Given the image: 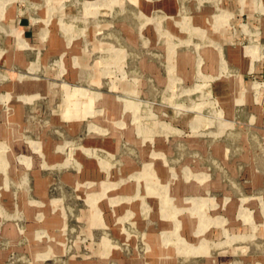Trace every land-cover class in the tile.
Wrapping results in <instances>:
<instances>
[{"label":"rangeland","instance_id":"1","mask_svg":"<svg viewBox=\"0 0 264 264\" xmlns=\"http://www.w3.org/2000/svg\"><path fill=\"white\" fill-rule=\"evenodd\" d=\"M6 95L0 264H264V0H0Z\"/></svg>","mask_w":264,"mask_h":264},{"label":"crops","instance_id":"2","mask_svg":"<svg viewBox=\"0 0 264 264\" xmlns=\"http://www.w3.org/2000/svg\"><path fill=\"white\" fill-rule=\"evenodd\" d=\"M101 5H106L107 7H110V3H106L104 2V4L102 3ZM93 6H95V4L93 3H89L88 4V9H92ZM169 10H171V6H169ZM210 16V15H209ZM213 20H216L217 18L216 15L215 16H211ZM201 19V20H200ZM199 21L197 22V24L199 25H202L204 24L203 23V20L202 18H200ZM16 32V31H15ZM14 32V34H15ZM16 35V34H15ZM46 36V32L43 30L42 34H41V40H44L45 36ZM17 37V36H16ZM18 38V37H17ZM21 39V38H20ZM22 41V39H21ZM23 42V41H22ZM24 44H21L20 43V40L18 39V45L21 47V48H26V47H29L28 44H25V42H23ZM30 48V47H29ZM28 48V49H29ZM246 49L247 48H243V56L245 58H247L246 62H247V70H250L251 69V66H252V62L256 60V57L254 55H251V54H247L246 53ZM33 96H28L26 97L28 100H30ZM8 96H1L0 99L3 100V101H7L8 100ZM24 99V97L22 98ZM65 102H66V110L64 112V117L65 118H76V117H80V113H83L88 107H89V104H90V99H86L85 101H81V100H76L70 93H68L67 91H65ZM81 108V109H79ZM31 145H33V143L29 142ZM34 146V145H33Z\"/></svg>","mask_w":264,"mask_h":264}]
</instances>
